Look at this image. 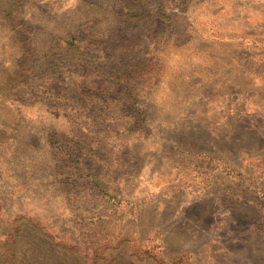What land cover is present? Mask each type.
Returning a JSON list of instances; mask_svg holds the SVG:
<instances>
[{"label": "rangeland", "instance_id": "obj_1", "mask_svg": "<svg viewBox=\"0 0 264 264\" xmlns=\"http://www.w3.org/2000/svg\"><path fill=\"white\" fill-rule=\"evenodd\" d=\"M0 264H264V0H0Z\"/></svg>", "mask_w": 264, "mask_h": 264}]
</instances>
